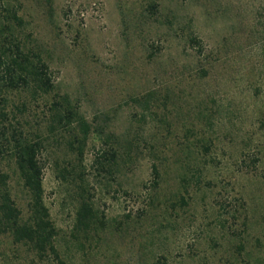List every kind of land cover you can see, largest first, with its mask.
<instances>
[{
  "label": "rangeland",
  "instance_id": "1",
  "mask_svg": "<svg viewBox=\"0 0 264 264\" xmlns=\"http://www.w3.org/2000/svg\"><path fill=\"white\" fill-rule=\"evenodd\" d=\"M21 4L58 90L123 150L111 175L92 168L94 132L85 151L105 233L73 238V191L49 162L58 259L0 236V264H264V0Z\"/></svg>",
  "mask_w": 264,
  "mask_h": 264
},
{
  "label": "trees",
  "instance_id": "2",
  "mask_svg": "<svg viewBox=\"0 0 264 264\" xmlns=\"http://www.w3.org/2000/svg\"><path fill=\"white\" fill-rule=\"evenodd\" d=\"M21 5V0H0V236L41 259H58V233L44 200L46 164L52 162L55 178L73 191V238L90 244L105 233L108 222L96 208L84 176L88 141L95 133L106 146L93 158L97 175H111L123 149L106 125L88 121L78 103L58 90ZM155 8L154 3L148 5V10ZM188 41L199 44L195 36ZM32 119V127L23 124ZM52 147L62 156L52 154ZM4 165L14 177L12 187ZM151 167L157 185L159 171L155 163ZM200 176L192 175L197 181Z\"/></svg>",
  "mask_w": 264,
  "mask_h": 264
}]
</instances>
